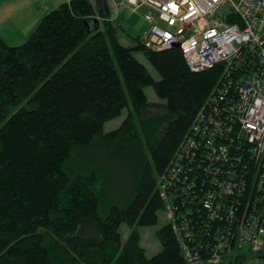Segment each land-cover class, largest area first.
Listing matches in <instances>:
<instances>
[{"label": "trees", "instance_id": "obj_1", "mask_svg": "<svg viewBox=\"0 0 264 264\" xmlns=\"http://www.w3.org/2000/svg\"><path fill=\"white\" fill-rule=\"evenodd\" d=\"M101 17L93 0H68L24 43L0 37V264H185L170 224L156 231L161 250L150 258L139 227L165 210L157 182L221 66L192 71L178 47L148 50L138 37L125 46L122 27ZM146 86L161 101L150 102ZM196 208L206 241L209 218Z\"/></svg>", "mask_w": 264, "mask_h": 264}, {"label": "built area", "instance_id": "obj_2", "mask_svg": "<svg viewBox=\"0 0 264 264\" xmlns=\"http://www.w3.org/2000/svg\"><path fill=\"white\" fill-rule=\"evenodd\" d=\"M144 7L141 47L179 45L192 71L221 66L218 82L157 182L185 264H238L264 234V0H106ZM207 215L197 232L192 208Z\"/></svg>", "mask_w": 264, "mask_h": 264}, {"label": "rangeland", "instance_id": "obj_3", "mask_svg": "<svg viewBox=\"0 0 264 264\" xmlns=\"http://www.w3.org/2000/svg\"><path fill=\"white\" fill-rule=\"evenodd\" d=\"M65 1L66 0H62L61 2L60 0H1L0 37L10 46H17L24 43L33 33L41 18ZM122 9L115 19V23L122 27L120 41L123 45L134 48L137 45L136 37L142 36L148 29V24L143 18L146 9L142 7L135 12H132L130 7H124ZM132 53L139 62L146 66L150 74L158 80V73L143 56L142 51L133 50ZM116 68L118 69L117 64ZM144 93L150 102L161 101L155 94L152 86L144 87ZM126 95L128 96L127 91ZM128 106L131 107L130 101ZM127 113L128 109L125 107L120 115L106 121L103 125V132L107 133L118 128ZM168 224H170V222L167 219L166 213L161 210L158 212V222L156 225L139 227L141 236L140 245L144 249L147 258H150L161 250V244L156 235V231L161 226ZM129 232L130 228L126 224L120 225L119 233L122 241H125ZM262 240L261 249L258 252H250L248 247L243 249L246 257L241 264H264V238Z\"/></svg>", "mask_w": 264, "mask_h": 264}, {"label": "water", "instance_id": "obj_4", "mask_svg": "<svg viewBox=\"0 0 264 264\" xmlns=\"http://www.w3.org/2000/svg\"><path fill=\"white\" fill-rule=\"evenodd\" d=\"M93 2L95 3V5L103 11L105 16H109V9H108V5L106 3V0H93ZM179 45H175V47H178Z\"/></svg>", "mask_w": 264, "mask_h": 264}, {"label": "crops", "instance_id": "obj_5", "mask_svg": "<svg viewBox=\"0 0 264 264\" xmlns=\"http://www.w3.org/2000/svg\"><path fill=\"white\" fill-rule=\"evenodd\" d=\"M61 1H62V0H60V2H61ZM66 1H68V0H66ZM0 2H1V0H0ZM58 2H59V1H58ZM123 8H124V7H123ZM122 10H123V9H122ZM122 10H121V11H122ZM146 23H147V22H146ZM263 238H264V234H263V236H262V238H261V242H263V240H262ZM261 245H262V243H261Z\"/></svg>", "mask_w": 264, "mask_h": 264}]
</instances>
